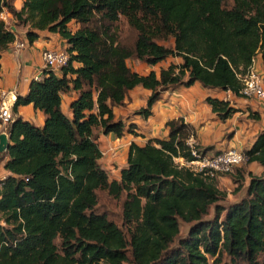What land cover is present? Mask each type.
Instances as JSON below:
<instances>
[{
    "label": "trees",
    "instance_id": "trees-1",
    "mask_svg": "<svg viewBox=\"0 0 264 264\" xmlns=\"http://www.w3.org/2000/svg\"><path fill=\"white\" fill-rule=\"evenodd\" d=\"M3 10L28 27L30 44L39 32L59 35L69 58L59 75L46 71L42 81L33 80L11 109L31 105L44 123L13 119L8 148L0 153L8 172L0 181V264H121L128 252L133 264H264V130L243 151L246 166L255 162L263 171L229 174L235 191L246 175L249 182L243 198L227 207L217 204L222 195L214 181L175 163L194 160L186 142L196 131L183 118L165 123L166 139L131 143L118 181L101 168L93 131L116 138L135 133L113 109L136 87L150 92L136 113L143 119L161 93L195 83L239 97L237 74L264 50V0H24L19 11L0 0V16ZM121 20L124 38L116 29ZM14 40L0 17V59ZM170 58L181 63L158 74L139 75L126 64L155 66ZM72 91L77 97L67 117L61 95ZM205 101L222 121L236 112L218 99ZM99 193L124 198L128 239L107 213L96 212ZM212 206L214 216L205 220ZM180 222L192 225L172 248Z\"/></svg>",
    "mask_w": 264,
    "mask_h": 264
},
{
    "label": "crops",
    "instance_id": "crops-1",
    "mask_svg": "<svg viewBox=\"0 0 264 264\" xmlns=\"http://www.w3.org/2000/svg\"><path fill=\"white\" fill-rule=\"evenodd\" d=\"M7 1H10L13 7L19 11L23 6L24 0ZM3 14L15 33L14 42L2 53L0 59V92L5 91L12 94L8 104L11 111L16 97L27 94L33 77L43 67L42 51L52 48L65 49V42L59 35L43 31L39 32V38L30 44L25 36L28 30L27 26L19 25L6 10L3 11ZM16 42H24L26 44L25 48L16 52L14 49ZM262 67L261 60L256 61L255 58L254 70L258 73H263ZM142 90L146 94L147 100L150 92L143 88ZM132 91L129 92L125 105L114 108L113 113L116 119H121L126 124V127L135 126L134 131L143 136L135 137L132 134H126L122 138H116L113 134H101L97 138L102 156L100 164L104 161L107 167L103 164V169L105 171L111 169L114 172L113 176L110 177L109 175L110 180H119L121 170L126 167L128 148L131 143L143 146L149 138H167L168 129L165 127V123L172 119L183 118L186 123L195 128L196 145L203 149L213 148L216 153L231 148L238 151L249 149L254 143L256 136L264 130V105H258L256 102L239 98L236 102H239L238 105H243L244 109L242 108L241 112L234 116L235 119L222 122L212 114L210 106L203 103L207 97H214L215 94H218V90L203 88L198 83L189 88H181L172 91V93H164L161 99L154 104L152 115L147 119H142L138 115H130L132 109L135 108L133 100L129 101L132 98ZM177 95H180L181 98L177 99ZM76 97L77 93L73 91L61 95V108L67 117H71L70 105ZM230 106L238 108L234 105ZM249 111L257 114L258 119L247 118ZM11 115L13 119L21 117L24 121L37 127H41L44 123L43 113L34 110L31 105L19 107L16 113L11 111ZM239 116L244 119L240 120ZM111 148L116 150L110 152L111 150L109 151V149ZM116 153L124 156L123 163H116V160L112 161V154L115 156ZM113 163L117 164V169L113 166ZM247 167L256 176H259L263 171V168L255 162L247 165ZM7 176L8 172L4 170L3 162H0V179ZM247 178L245 176L246 185L249 182V178ZM227 184L231 187L234 186L232 179L228 175L218 178L216 188L224 186L229 191Z\"/></svg>",
    "mask_w": 264,
    "mask_h": 264
},
{
    "label": "built area",
    "instance_id": "built-area-1",
    "mask_svg": "<svg viewBox=\"0 0 264 264\" xmlns=\"http://www.w3.org/2000/svg\"><path fill=\"white\" fill-rule=\"evenodd\" d=\"M0 17L4 21L6 27L13 32L12 27L7 22L3 12ZM25 46L26 44L24 42H16L14 49L16 52H19L24 49ZM68 58L67 52L62 48L43 50L41 53L43 67L33 77V80L42 81L46 71L58 74L60 69L67 65ZM253 64L252 61V65L247 71L237 74V78L241 85L239 98L256 102L258 105H264V77L260 76L261 74L254 70ZM9 98H12L10 92H0V134L6 135L9 134L8 129L13 122L8 105ZM186 144L188 145L189 151L194 157V160L191 162L183 161L184 163L178 164L176 163V160L180 162L182 159H175V163L181 167L188 168L194 175H197L208 182H212L215 179L233 173L235 168L247 162V156L244 152L240 150L238 151L234 148L220 153L207 155L198 151L193 137L187 139ZM5 178L0 179V181H3Z\"/></svg>",
    "mask_w": 264,
    "mask_h": 264
},
{
    "label": "rangeland",
    "instance_id": "rangeland-1",
    "mask_svg": "<svg viewBox=\"0 0 264 264\" xmlns=\"http://www.w3.org/2000/svg\"><path fill=\"white\" fill-rule=\"evenodd\" d=\"M70 28L72 30H75L76 29V26L74 24H71L70 25ZM116 29H117L118 35L121 36L122 38H124L125 36L128 35L127 25L124 22V20H121L120 24L118 25V27H116ZM169 44L170 43H164V45H166V46L169 45ZM263 53H264V50H262V49L259 50L258 53L255 55V57L252 59L253 63H254L255 58H256V61H258V60L260 61L261 60V63L263 64V67H262L263 73H260L261 74L260 76H262V77H264V63L262 61V55H263ZM180 63H181V60L180 59H177V58H170V59L165 60V61H163V62H161V63H159V64H157L155 66H147V65H145L143 63H140L137 60H132V59L126 61L127 66L133 72H135V73H137L139 75H147L151 71H155L158 74L159 73V70L161 68H167L171 64H173V65H179ZM179 89H181V88L170 89V90H168L166 92L172 93V91H176V90H179ZM166 92L161 93L160 99H161L162 95L164 93H166ZM217 92H218V94H215V96L214 97H211V98L218 99L220 101L226 102V103L229 104V106L230 105H234V106H237L238 107V108L232 107L233 109L236 110V112H234L226 120L235 119L234 116H236L238 113H240L242 108L244 109V106L243 105L242 106L241 105H238L239 102H236L239 99V97L235 96L233 93H229L228 91L218 90ZM131 95H132L131 96L132 98H130L129 101L131 102L133 100V102H134L133 105H134L135 108L132 109L130 115L134 116V115H136L137 111L140 108L145 107V104H146V94H144L142 88L139 87V88H135L132 91ZM176 97H177V99H180L181 98L180 95H177ZM233 99H235V100H233ZM203 103H206V101L204 100ZM251 114H252V112L249 111V115H248L247 118H250L251 119V117H250ZM214 115L216 116V118L218 120H220L216 114H214ZM239 117H240L239 118L240 120L241 119H244V118H242V116H239ZM121 118H122V116H121ZM226 120H224V121L220 120V121L225 122ZM93 131H94V133L96 134L97 137H99L101 134H103L101 128H99V127L94 128ZM126 134H130V133H125L124 136ZM134 134H136L137 136H143V135H141V134H139L137 132H135ZM134 134H132V135L135 136ZM164 138H166V137H164ZM164 138H155V139H164ZM149 139H154V138H149ZM207 149H209L207 151L208 153H206L207 155L216 153V152H214L213 148H207ZM115 150L116 149H114V148L109 149L110 152L115 151ZM101 158H102V156H101ZM111 158H112V161H115L116 160L117 161L116 163H123V161H124V156L122 154H118V153H116L115 156H114V154H112V157ZM116 163H113V166L117 169L118 167H117V164ZM176 163L179 164V163H184V162H183V160H180V162H178V160H176ZM101 164H100L101 165V168L103 169V166L105 165L104 164V161ZM237 168L244 169L245 170V174H247V173H251L252 174L253 173V172H250L249 168L246 166V163L245 164H242L241 166H239ZM237 168H235L234 169V172L232 174H230L231 176L234 175L235 170ZM106 172L108 174V177H109V175H110V177L113 176V173L114 172H112L111 169H108ZM230 175H228V176H230ZM231 176H230V178H231ZM217 181H218V179H215L214 180L215 186L217 185ZM243 185L244 186H243V188L240 191H235L234 190L235 189V186H232L231 187V186H228V184H227V187H229V189H230L229 191L226 188H224V186H221L220 188H218V190L220 191V193H221L222 196H221V199L218 201L217 204L220 205V206H222V207H227L230 204L236 203L239 200H241V198H243V196L245 194L244 192H245V187H246V181H245V184L243 182ZM123 200H124V198H122L120 201H114V200L110 199L109 197H107V195H105L104 193H99V200H98V205L96 207V212H99V213L105 212V213H107L108 216H109V218H110V220L113 221L122 230V232L125 234L126 238L128 239L129 236H128L127 230L130 229V226H128L127 224H125L124 221L122 220V202H123ZM213 216H214V206H212L209 209L208 215L204 219L205 220H209V219H212ZM0 224L1 225H4L3 222H2V220H1V217H0ZM191 225L192 224H185V223L180 222V227H179V231L180 232H179V236L176 239L175 243L172 245V248H176L177 247V242H178L179 239L184 238V237L187 236L188 230L190 229ZM55 243L57 245H59V239H56L55 240ZM127 257H128V260L126 262L121 263V264H133L132 261H131V256H130L129 252L127 253ZM228 262H229V258L226 255H224L223 256V263H228Z\"/></svg>",
    "mask_w": 264,
    "mask_h": 264
},
{
    "label": "water",
    "instance_id": "water-1",
    "mask_svg": "<svg viewBox=\"0 0 264 264\" xmlns=\"http://www.w3.org/2000/svg\"><path fill=\"white\" fill-rule=\"evenodd\" d=\"M9 145V134H0V153L5 152Z\"/></svg>",
    "mask_w": 264,
    "mask_h": 264
}]
</instances>
